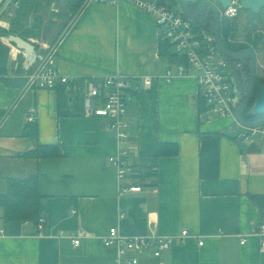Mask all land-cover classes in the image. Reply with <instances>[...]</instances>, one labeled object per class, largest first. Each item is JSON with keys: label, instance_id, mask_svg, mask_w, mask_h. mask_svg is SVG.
<instances>
[{"label": "crops", "instance_id": "1", "mask_svg": "<svg viewBox=\"0 0 264 264\" xmlns=\"http://www.w3.org/2000/svg\"><path fill=\"white\" fill-rule=\"evenodd\" d=\"M42 4L46 10L35 16H43V33L26 38L41 55L68 24L66 0ZM15 13L5 12L0 25L7 31L0 35V192L10 177L38 173L46 218L41 237L32 222L5 223L0 208L6 232L0 264H122L101 240L113 227L125 235L175 236L187 229L198 236L174 243L161 257L139 255L141 264H264L261 241L252 234L264 219V141L235 135L232 118L200 113L194 72L164 77L179 62L160 54L155 18L128 2L91 4L68 27L56 55L65 76L133 79L130 134L121 144L103 128L105 119L84 115L83 96L71 95L64 84L26 89L32 67L8 39L22 35L10 32ZM145 76L154 77L150 85L139 82ZM163 144L177 152L158 155ZM39 145H58L61 155L23 156ZM122 147L136 168L156 165L154 175L122 181L142 186L124 196L110 161ZM72 235L80 236L78 246Z\"/></svg>", "mask_w": 264, "mask_h": 264}, {"label": "built area", "instance_id": "2", "mask_svg": "<svg viewBox=\"0 0 264 264\" xmlns=\"http://www.w3.org/2000/svg\"><path fill=\"white\" fill-rule=\"evenodd\" d=\"M198 4L202 1L191 0ZM241 0H232L227 8H218L221 18L236 19L242 10ZM121 2L131 3L141 10L152 15L158 23L161 34L168 41L173 52L184 59L178 63L176 68H169L164 77L171 80L176 76H185L191 72L196 75L201 98L204 99L208 110L206 113L223 118H235V109L241 103L247 89L249 79L248 72L244 70L242 61H234L220 51L214 41L211 28L197 27L195 21L185 17L180 7H172L169 4L160 3L159 0H84L77 12L72 13V19L53 44L46 45V52L27 75L26 89H55L59 84H64L71 95H82L84 104V115L86 117H98L105 119L103 128L113 132L118 141L123 144L129 138L130 122L127 119V110L132 96L133 79L120 74L105 75L91 78H73L59 72L55 65L58 48L63 36L91 4L117 5ZM22 0H0V25L2 15L9 10H18ZM154 77L145 76L139 79L141 85H150ZM248 80V81H247ZM243 83L245 86H243ZM29 121L35 117L30 115ZM240 126V125H239ZM240 138L250 143L264 141V125L248 128L240 126ZM130 151L122 147L117 154L110 157L120 180V195L124 196L130 192H139L142 186L122 184V181L136 174L135 166L129 159ZM264 204V202H263ZM125 214H121L123 218ZM45 218L41 217L37 224L38 236L43 237ZM6 232L0 224V236ZM253 235L259 237L261 247L264 249V219L253 228ZM73 243L78 246L81 242L80 236H71ZM189 238L198 236L183 230L175 236L160 234L148 235H125L117 227L110 229L109 233L101 240L105 246L114 247L117 258L122 264H141L139 255L151 254L161 257L165 251L176 242H186ZM248 238L241 237V244H246ZM203 245L204 240H199Z\"/></svg>", "mask_w": 264, "mask_h": 264}, {"label": "trees", "instance_id": "3", "mask_svg": "<svg viewBox=\"0 0 264 264\" xmlns=\"http://www.w3.org/2000/svg\"><path fill=\"white\" fill-rule=\"evenodd\" d=\"M45 1V0H44ZM47 1V0H46ZM84 0H66V11L62 12L64 16H67L68 13H75L80 8ZM189 1V6L191 10H196L198 3ZM51 1H49L50 3ZM160 3L169 4L172 7H179L178 3L175 0H159ZM43 0H22L21 7L16 10L15 16L11 24V33H21L25 38H39L43 33V16H35V13L39 10H46V7L43 6ZM34 17V22L30 24V17ZM197 27H202L205 29L211 28V24L205 23L204 20L197 19L195 21ZM7 33L6 30L0 28V35ZM162 35V34H161ZM262 32H254L250 30L247 32V41L246 42H236L231 40L229 37L225 40L226 47L233 52H241L247 48H255L259 42L263 39ZM161 48L160 54L163 57H173L175 62H184L182 57H178L175 52H173L168 41L161 36ZM247 63H246V62ZM242 61L241 63L244 66L245 71H249L250 66L247 60ZM258 78V77H257ZM262 81L260 78L258 82ZM260 85V84H259ZM253 102V101H252ZM244 114V118L247 120H256L264 116L255 115L252 112V103ZM198 108L200 113H205L208 110L206 103L203 98L199 97ZM37 130V129H35ZM164 144L160 146L158 155H165L169 153H176V146L173 149H164ZM165 150V151H164ZM61 155L60 147L58 145H39L35 150H30L25 153L23 156L27 158L40 159L43 157H56ZM157 158H154V160ZM153 164V163H152ZM151 163H145L144 166L135 167L136 174L147 178L151 175L156 174L153 170L156 165ZM7 189L5 192H0V208L2 209V217L5 223L12 221H29L37 225L41 217H45V205L43 202V196L39 190V174L33 173L29 174L22 178L10 177L7 180Z\"/></svg>", "mask_w": 264, "mask_h": 264}, {"label": "water", "instance_id": "4", "mask_svg": "<svg viewBox=\"0 0 264 264\" xmlns=\"http://www.w3.org/2000/svg\"><path fill=\"white\" fill-rule=\"evenodd\" d=\"M175 1L179 5L181 13L193 21H196L199 17H201L204 12H211L214 18V23L211 26V32L213 33L214 41L223 55L234 61L247 60L250 62L248 86L241 103L235 109L234 115L240 126L255 128L264 125V116L256 120H247L244 118L246 110L253 101L258 77V56L256 51L254 49L247 48L241 52H233L226 47L225 40L230 37L232 27L231 21L228 19H222L219 9L211 1L200 2L195 11L190 9L188 0ZM219 1L221 2L223 8H227L232 0ZM240 2L242 8L250 9L255 14L260 13L262 8H264V0H241ZM8 39L10 42L14 43L17 48L23 50V52L27 55L25 64L29 68L34 66L43 58V55L37 52L36 46L31 40L20 35H10ZM252 112L255 115L264 114V85L259 90L256 101L252 107Z\"/></svg>", "mask_w": 264, "mask_h": 264}, {"label": "rangeland", "instance_id": "5", "mask_svg": "<svg viewBox=\"0 0 264 264\" xmlns=\"http://www.w3.org/2000/svg\"><path fill=\"white\" fill-rule=\"evenodd\" d=\"M210 1L217 8L222 7V4L219 0H210ZM65 18H67L66 22L68 21L70 23V21L72 19V13H68ZM66 25H67V23H66ZM249 29L253 30L254 32H260L261 31L262 35L264 36V8H262L261 12L258 14H255L250 9L242 8L241 13L239 14V16L235 20V27L232 28V31L230 34L231 40L236 41V42H246L247 41V32L249 31ZM58 38H59V36H56L54 41H52L50 44L55 43V41L58 40ZM251 49H254L256 51L257 56H258V78L256 81L255 93H254V98H253V102H252L253 103L252 106H253L255 101H256V98H257V95L259 93L260 88L264 85V37H263L262 41L259 42V44L255 48H251ZM249 66H250V62H249ZM259 78L262 81L258 82ZM247 79H249V73H248ZM247 86H248V82H247ZM241 130H242V128L238 124L235 125V131L236 132L234 134L237 135ZM143 179H144V177H143Z\"/></svg>", "mask_w": 264, "mask_h": 264}, {"label": "flooded vegetation", "instance_id": "6", "mask_svg": "<svg viewBox=\"0 0 264 264\" xmlns=\"http://www.w3.org/2000/svg\"><path fill=\"white\" fill-rule=\"evenodd\" d=\"M198 19H200V20H204L205 23H209V24H211V26H212L213 23H214L213 14H212L211 12H204L203 15H202L201 17H199ZM235 20H236V19L231 20V26H232V27H231V31H232V28L235 27ZM230 34H231V33H230ZM246 85H247V84H246ZM243 86H245L244 83H243Z\"/></svg>", "mask_w": 264, "mask_h": 264}]
</instances>
